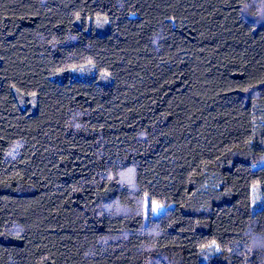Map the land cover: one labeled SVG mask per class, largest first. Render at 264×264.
<instances>
[{
    "label": "trees",
    "instance_id": "1",
    "mask_svg": "<svg viewBox=\"0 0 264 264\" xmlns=\"http://www.w3.org/2000/svg\"><path fill=\"white\" fill-rule=\"evenodd\" d=\"M253 1L0 0V264H264Z\"/></svg>",
    "mask_w": 264,
    "mask_h": 264
},
{
    "label": "rangeland",
    "instance_id": "2",
    "mask_svg": "<svg viewBox=\"0 0 264 264\" xmlns=\"http://www.w3.org/2000/svg\"><path fill=\"white\" fill-rule=\"evenodd\" d=\"M263 1L262 0H257V1H253V7H252V11H254L255 13L254 14H257V13H260L261 10H264L262 7H263ZM123 180L124 181H130V174L129 172L125 173L124 176H123ZM142 204V203H141ZM119 204H114L113 205V209L116 210V211H122L124 210V208L118 206ZM155 214H158L157 212H155ZM253 245L255 246H264V236H260V235H255L254 236V240H253Z\"/></svg>",
    "mask_w": 264,
    "mask_h": 264
}]
</instances>
